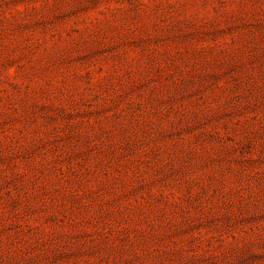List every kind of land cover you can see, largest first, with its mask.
Listing matches in <instances>:
<instances>
[{
	"label": "rangeland",
	"instance_id": "374dc122",
	"mask_svg": "<svg viewBox=\"0 0 264 264\" xmlns=\"http://www.w3.org/2000/svg\"><path fill=\"white\" fill-rule=\"evenodd\" d=\"M0 264H264V0H0Z\"/></svg>",
	"mask_w": 264,
	"mask_h": 264
}]
</instances>
